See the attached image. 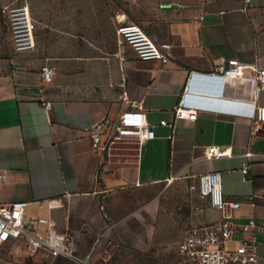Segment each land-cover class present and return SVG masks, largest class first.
Returning <instances> with one entry per match:
<instances>
[{"label": "crops", "instance_id": "1", "mask_svg": "<svg viewBox=\"0 0 264 264\" xmlns=\"http://www.w3.org/2000/svg\"><path fill=\"white\" fill-rule=\"evenodd\" d=\"M22 2L36 22L37 48L17 52L1 27L0 205L28 202L26 214L51 219L91 264H101L114 245L160 249L181 243L194 225L223 222L224 213L192 188L213 171L223 173L225 199L241 202L232 221L264 226V122L256 131L247 115L255 102L264 107V93L257 99L254 83L212 76L224 60L264 68V0ZM123 22L171 44V61L139 60L120 44ZM44 66L53 70L48 81ZM200 83L215 91H197ZM187 91L190 102L209 106L196 120L175 112ZM126 96L143 107L155 138L138 143L133 154L125 141L100 156L93 128L105 119L118 123L130 107ZM213 148L231 155L216 158ZM249 151L254 156L243 174ZM178 204L191 215L164 214ZM242 237L238 230L232 245ZM258 238L264 264L263 231ZM0 264L75 262L14 240L0 248Z\"/></svg>", "mask_w": 264, "mask_h": 264}, {"label": "built area", "instance_id": "2", "mask_svg": "<svg viewBox=\"0 0 264 264\" xmlns=\"http://www.w3.org/2000/svg\"><path fill=\"white\" fill-rule=\"evenodd\" d=\"M251 0H246L250 3ZM9 28L15 50L32 52L37 48L34 20L28 5L6 7ZM121 45H129L141 61L160 60L164 64L171 61L169 43L158 44L144 29L134 22H123L118 29ZM43 77L50 80L53 70L44 66ZM213 78L223 83L228 80L249 81L255 84V97L264 93V68L243 62L228 63L223 61ZM129 109L120 115V121L112 124L108 119L98 123L92 132L93 147L98 155L103 156L119 143L136 139L138 143L155 138V130L144 119L143 107L137 101L126 96ZM209 106L192 103L188 91L181 97L175 112L178 117L196 120L200 110ZM247 115L254 120V129L258 131L264 122V107L255 102ZM163 125L172 126L168 121ZM210 155L220 158L231 155L228 151L211 149ZM254 156L249 151L243 165V174H247L248 160ZM2 177V175H0ZM207 200L211 207L224 213L225 220L219 225L205 226L188 233L179 245L180 264H260L258 253V232H264L255 219L238 226L232 221V211L241 206L240 201L229 202L224 194V176L221 171L202 174L192 187ZM29 203L17 201L0 205V248L14 240H24L27 248L33 252L42 251L47 257L66 256L75 264H91L90 259L77 254L72 236L57 230L51 219L26 214ZM240 230L243 237L239 246L234 247L235 235Z\"/></svg>", "mask_w": 264, "mask_h": 264}, {"label": "rangeland", "instance_id": "3", "mask_svg": "<svg viewBox=\"0 0 264 264\" xmlns=\"http://www.w3.org/2000/svg\"><path fill=\"white\" fill-rule=\"evenodd\" d=\"M20 5H28L27 3H23L22 0H17V2L12 4H1L0 3V30L1 27L7 33H11L9 28V18L6 7H14ZM29 6V5H28ZM30 9V8H29ZM34 26L36 27V22L34 21ZM10 31V32H9ZM138 146V142L136 139H131L129 144L127 145L126 153H135ZM198 192V191H196ZM199 194V192H198ZM200 196V194H199ZM203 198L200 196V200ZM205 202V201H204ZM192 210H186L185 205L182 204L171 205L165 209L164 214L166 215H185L188 213L186 217L191 215ZM193 215V214H192ZM199 227V226H198ZM197 225H194L192 228V232L198 229ZM179 245L180 243H172L169 245H164L160 249H152L148 251H134L121 246H111L110 250L106 252L104 258L101 260V264H180L182 262V258L179 254Z\"/></svg>", "mask_w": 264, "mask_h": 264}, {"label": "water", "instance_id": "4", "mask_svg": "<svg viewBox=\"0 0 264 264\" xmlns=\"http://www.w3.org/2000/svg\"><path fill=\"white\" fill-rule=\"evenodd\" d=\"M196 90L204 93H213L215 91L213 85L207 83H200L196 86Z\"/></svg>", "mask_w": 264, "mask_h": 264}, {"label": "bare ground", "instance_id": "5", "mask_svg": "<svg viewBox=\"0 0 264 264\" xmlns=\"http://www.w3.org/2000/svg\"><path fill=\"white\" fill-rule=\"evenodd\" d=\"M29 12H30V9H29ZM31 15V14H30Z\"/></svg>", "mask_w": 264, "mask_h": 264}]
</instances>
